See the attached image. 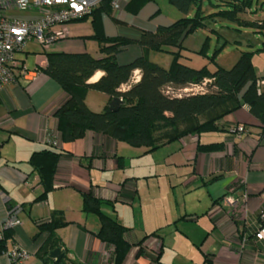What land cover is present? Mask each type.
I'll list each match as a JSON object with an SVG mask.
<instances>
[{"label":"crops","instance_id":"crops-1","mask_svg":"<svg viewBox=\"0 0 264 264\" xmlns=\"http://www.w3.org/2000/svg\"><path fill=\"white\" fill-rule=\"evenodd\" d=\"M116 2L118 8H112L111 14L96 15V27L89 15L53 25L51 31L62 30L65 36L46 48L28 42L18 55L26 72L20 69L0 91V120L9 118L0 127V228L8 214L21 221L11 228L8 248L17 245L26 250V264H44L36 253L46 233H40L38 226L49 221L53 211H61L67 224L57 228L56 235L69 264H115L114 247L96 237L98 217L82 211V194L90 193L108 202L102 206L103 213L127 228L124 238L130 249L121 264H155L143 248L153 235L161 240L158 264H264V241L253 236L264 225V126L244 105L223 117L219 130L188 134L151 152L94 131L71 142L61 140L55 112L68 94L43 73L46 53L87 52L101 58L98 43L91 37L95 33L135 40L140 30L153 32L178 17L170 9L161 15L157 0L147 1L136 13L127 8L130 0ZM10 13L21 18L31 15ZM142 54V48L131 43L116 59L127 64ZM102 75L96 71L88 83ZM140 77L135 69L119 90L129 89ZM85 102L91 110L101 111L108 97L88 90ZM236 125H242L244 132H231ZM50 138L55 149L69 156L58 160L46 199L36 201L43 189L29 159L49 147ZM198 143H222L223 147L200 151ZM158 150L159 173L156 161H144ZM149 179H162L176 194H163L159 206L145 211L139 183ZM0 264H9L5 255H0Z\"/></svg>","mask_w":264,"mask_h":264},{"label":"trees","instance_id":"trees-1","mask_svg":"<svg viewBox=\"0 0 264 264\" xmlns=\"http://www.w3.org/2000/svg\"><path fill=\"white\" fill-rule=\"evenodd\" d=\"M113 1L100 0L89 14L77 20L92 15L96 27V15L111 14ZM147 1L130 0L127 8L136 13ZM167 1L182 14L169 25H159L153 32L140 30L135 40L122 36L106 37L101 32L91 36L98 43L103 55L101 58H95L87 52L46 53L47 63L43 73L68 94L67 100L55 112L63 142L81 139L87 131H94L151 152L188 134L219 130L218 122L242 105L264 126V87L258 90L256 85L257 80L264 77L259 78L255 73L251 53L242 52L230 69L217 68L215 71L205 67L194 68L180 62L177 50L183 37L197 26H205L202 0ZM250 1L230 0L227 2L229 6L219 13L235 19L237 12L249 7ZM249 24L264 34V20H254ZM131 43H137L143 54L127 64H119L117 54ZM170 47L175 50L169 67H162L146 56L150 50L168 52ZM135 69L140 70V80L129 89L120 91V86L129 81ZM96 71H102L103 75L96 82L88 83ZM204 79L211 80L207 92L175 96L166 91L167 88L179 89L199 84ZM88 90L101 92L108 97L103 110L94 111L87 106L85 94ZM113 98L121 99V104L116 108L109 107ZM50 140L49 147L34 152L29 159L43 189L36 201L46 199L47 193L53 188L58 160L63 155L69 156V153L55 149ZM222 147V143L197 144L200 151L220 150ZM105 204L109 203L90 193L82 194V211L95 214L99 220L96 237L114 247L115 264H121L130 249V244L124 238L127 228L103 213L102 206ZM66 224L61 211H53L49 221L39 224V232H45L46 238L36 254L44 264H69L65 251L58 262L48 256L50 250L60 246L56 229ZM11 238V229L2 231L0 255L9 250L7 244ZM159 252L152 257L155 264H158Z\"/></svg>","mask_w":264,"mask_h":264},{"label":"rangeland","instance_id":"rangeland-1","mask_svg":"<svg viewBox=\"0 0 264 264\" xmlns=\"http://www.w3.org/2000/svg\"><path fill=\"white\" fill-rule=\"evenodd\" d=\"M157 1L161 7V15L167 14L169 9L176 16L178 15L176 18L182 15L167 0ZM227 2L230 0H202L205 26L199 25L183 37L177 50L179 61L194 68L205 67L209 71H215L217 68L230 69L242 52H249L254 71L258 76L264 73V34L258 32L249 23L256 18H264V0H251L249 7L237 12L235 19L219 13L229 6ZM256 7L258 11L255 12ZM27 48L30 49L32 46L28 45ZM173 50L175 48L172 47L168 52L150 50L146 56L162 67H169L173 60ZM160 157L158 150L144 161H156L159 173ZM166 186L162 179H149L139 183L140 197L144 202L142 205L145 211L148 207L159 206L163 194L174 197L176 192H172L173 187Z\"/></svg>","mask_w":264,"mask_h":264},{"label":"built area","instance_id":"built-area-1","mask_svg":"<svg viewBox=\"0 0 264 264\" xmlns=\"http://www.w3.org/2000/svg\"><path fill=\"white\" fill-rule=\"evenodd\" d=\"M100 0H0V91L16 77L21 69L18 55L23 51L28 42H34L41 48H46L50 43L65 36L64 31H51L53 25H63L75 21L91 12L99 4ZM112 8H118V3L112 2ZM10 10L29 12L27 18H21L10 13ZM210 79H204L199 84H190L187 87L172 89L167 88V93L181 96L184 94L207 92ZM258 90L264 87V78L257 80ZM9 118L0 120L2 127ZM231 132H244L242 125H236ZM232 202V198L227 199ZM264 217V213L261 214ZM21 224L14 214H8L1 224L0 237L2 231L11 229ZM254 239L264 241V225H259L255 230ZM244 238L242 242H244ZM152 244L150 247L148 244ZM161 240L159 236H151L148 243L143 245L151 257H155L159 252ZM9 260V264H26L29 253L13 245L9 250L4 251Z\"/></svg>","mask_w":264,"mask_h":264},{"label":"water","instance_id":"water-1","mask_svg":"<svg viewBox=\"0 0 264 264\" xmlns=\"http://www.w3.org/2000/svg\"><path fill=\"white\" fill-rule=\"evenodd\" d=\"M120 104H121V99H119V98H113L109 102V107L116 108ZM48 256H49V258H51V259H53V260H55V261L58 262V261H60L62 259L63 252H62L61 248L56 247V248H54V249H52V250L49 251Z\"/></svg>","mask_w":264,"mask_h":264}]
</instances>
